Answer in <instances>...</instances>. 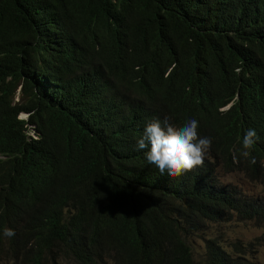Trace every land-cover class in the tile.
Listing matches in <instances>:
<instances>
[{"label": "trees", "instance_id": "obj_1", "mask_svg": "<svg viewBox=\"0 0 264 264\" xmlns=\"http://www.w3.org/2000/svg\"><path fill=\"white\" fill-rule=\"evenodd\" d=\"M166 118L211 138L203 167L147 162ZM235 173L264 189V0H0V264H248L237 241L189 244L264 227Z\"/></svg>", "mask_w": 264, "mask_h": 264}, {"label": "clouds", "instance_id": "obj_2", "mask_svg": "<svg viewBox=\"0 0 264 264\" xmlns=\"http://www.w3.org/2000/svg\"><path fill=\"white\" fill-rule=\"evenodd\" d=\"M25 117L19 118L25 119ZM198 127V121L195 119L179 127L170 123L167 118L163 123L159 120H152L147 123L141 137L137 140V148L147 149L144 152L145 159L159 170L161 176L185 175L198 166L203 167L212 146L211 138L200 137ZM257 139L256 131L251 128L247 129L242 139L243 157L250 156V150ZM256 162L255 157L250 159L251 164H256ZM3 235L11 238L15 232L11 228H5Z\"/></svg>", "mask_w": 264, "mask_h": 264}, {"label": "rangeland", "instance_id": "obj_3", "mask_svg": "<svg viewBox=\"0 0 264 264\" xmlns=\"http://www.w3.org/2000/svg\"><path fill=\"white\" fill-rule=\"evenodd\" d=\"M17 100V96L15 98ZM24 118L25 115H19ZM221 174V173H220ZM223 182L231 184H239L243 189L249 193L261 194L264 189L260 186L249 184L241 178L237 173L224 175ZM208 237H216L221 241V244L226 247L227 244L237 241L241 245L246 246L247 253L245 255L248 264H264V227H257L251 222H227V223H209L208 228L189 239L191 245L192 256L199 260L203 256L204 239ZM8 264V263H4ZM11 264V263H9ZM46 264H72L71 262L56 260H48Z\"/></svg>", "mask_w": 264, "mask_h": 264}]
</instances>
